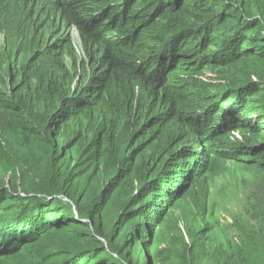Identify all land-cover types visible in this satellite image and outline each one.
<instances>
[{
  "label": "trees",
  "instance_id": "obj_1",
  "mask_svg": "<svg viewBox=\"0 0 264 264\" xmlns=\"http://www.w3.org/2000/svg\"><path fill=\"white\" fill-rule=\"evenodd\" d=\"M37 1L82 57L62 39L54 63L0 76V126L7 113L58 168L62 196L6 176L0 264H157L159 227L213 157L264 171V0Z\"/></svg>",
  "mask_w": 264,
  "mask_h": 264
},
{
  "label": "rangeland",
  "instance_id": "obj_2",
  "mask_svg": "<svg viewBox=\"0 0 264 264\" xmlns=\"http://www.w3.org/2000/svg\"><path fill=\"white\" fill-rule=\"evenodd\" d=\"M62 39L70 40L71 55L79 62L82 46L73 26H64L58 18L48 19L37 0H0V76L4 81L16 70V61L34 58L45 65L54 63ZM41 55L43 58L37 59ZM63 60L81 77L71 57L64 55ZM5 120L0 126V186H11L6 176L13 175L17 183L21 178L30 185L43 183L45 192L40 191L42 195L37 197L62 198L58 168L42 162V150L34 149L31 139L7 113ZM29 120L33 127L41 128L38 111ZM203 179V188L194 189L169 210L149 248L150 259L157 264H223L226 260L264 264V171L213 157ZM188 228L193 229L191 235ZM193 238L199 244L194 255L187 256ZM6 261L22 263L18 256Z\"/></svg>",
  "mask_w": 264,
  "mask_h": 264
}]
</instances>
